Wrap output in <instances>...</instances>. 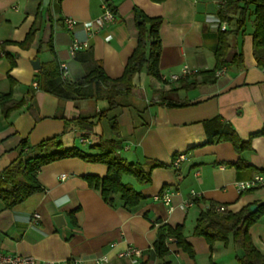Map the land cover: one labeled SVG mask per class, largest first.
<instances>
[{"label": "crops", "instance_id": "0c3cea01", "mask_svg": "<svg viewBox=\"0 0 264 264\" xmlns=\"http://www.w3.org/2000/svg\"><path fill=\"white\" fill-rule=\"evenodd\" d=\"M223 3L0 0V97L5 94L21 102L7 118L0 108V172L18 158L22 142L34 147L57 139L62 148L91 153L97 152L92 147L100 141L111 142L118 158L142 164L150 176L144 186L122 179L147 198L132 210L124 208L117 196L109 204L104 202L89 187L87 177L106 176L105 164L68 158L43 166L37 176L40 192L12 209L0 200V254L79 264H237L241 251L237 253L231 241L210 247L203 237L192 235L196 218L212 204L231 213L264 204V187L237 194L234 186L264 172V135L253 136L264 130V68L252 55V18L243 34L229 38L222 74L209 76L216 64L218 31L225 24L217 16ZM104 7L113 12V21L98 33L87 32L82 23L99 17ZM134 9L161 19L159 79L136 74L131 90L118 95V106L106 112V100L87 96L89 86L84 87L85 96L64 101L37 88L42 74L54 69L60 76V65L67 70L65 80L58 76L60 81L72 87L98 66L109 79L119 78L137 43ZM66 19L77 24L69 30ZM33 30L31 43L21 48L19 44ZM73 41L87 46L71 55ZM35 59L38 70L31 66ZM184 67L192 74L170 81ZM186 82L195 84L188 87ZM178 103L186 106H167ZM80 118H85L82 126L87 129L76 124ZM215 118L230 124L242 141L253 136L250 149L238 154L229 142L206 145L204 123ZM180 155L183 160L174 167ZM163 193L169 196L168 205L154 200ZM187 201L192 206L184 207ZM58 215L63 220L60 226L53 220ZM161 225L183 226L193 257L169 240V255L157 259L153 243ZM248 233L264 255V218ZM129 247L139 250L140 257L119 256Z\"/></svg>", "mask_w": 264, "mask_h": 264}, {"label": "trees", "instance_id": "16d2710c", "mask_svg": "<svg viewBox=\"0 0 264 264\" xmlns=\"http://www.w3.org/2000/svg\"><path fill=\"white\" fill-rule=\"evenodd\" d=\"M151 1L161 2L163 0ZM133 13L137 43L119 78L109 79L98 66L89 71L82 82L72 87L62 83L58 73L53 69L52 74L48 72L38 77L37 88L56 96L59 101H64L73 99L78 94L85 96L84 87L89 86L90 92L87 96L106 100L108 103L104 111L106 112L118 106L115 102L118 95L126 94L131 90L132 79L136 74L143 72L147 76L159 79L160 40L158 33L161 19L148 18L138 9H134ZM217 16L221 23L226 24V28L218 31L217 45L214 50L216 64L209 76L216 77V72L227 64L229 38L238 33L243 34L250 18H252L253 25L252 55L257 66L264 68V0H224ZM34 32L35 30L31 31L19 44L21 48H26L31 43ZM236 57L241 59V54ZM7 58L13 66V59L8 56ZM194 84L195 82H186L185 85L191 87ZM20 105L21 102L12 100L9 95L4 94L0 97L1 112L6 118L11 112L18 110ZM167 106L180 108L185 107L186 104H168ZM82 122H85V118H80L76 124L82 126ZM71 123H66V126H72ZM111 125L115 130V122L112 121ZM204 128L207 137L206 145L229 142L238 154L250 149V140L253 136L264 135V130H262L250 136L247 141H242L236 136L230 124H224L217 118L205 122ZM82 129L87 128L82 126ZM92 149L97 152H85L76 147L62 148L57 139L44 141L34 147H29L26 142H22L18 148V158L0 172V200L6 209H12L23 203L30 196L42 190L37 179L41 168L52 162L68 158H79L85 162L102 163L107 166V174L104 178H86L89 187L97 191L104 202L109 204L113 200L112 197L117 196L124 208L133 210L147 199L130 184L122 182V179L127 177L138 186L148 185L150 183L149 171H145L142 164H130L118 158L111 142L100 141ZM240 164L242 163L239 162L236 166L239 167ZM215 206L210 205L206 211L198 215L192 235L203 237L210 247L217 242L227 244L231 241L241 251L235 260L237 264H264V255L256 250L248 233L252 225L256 224L260 218H264V204L256 205V210L253 212L250 211V207H246L237 213L217 212ZM169 240H173L179 250L193 257V250L184 236V227L174 226L172 228L168 225H161L156 230V240L153 243V251L157 259L161 260L169 255L166 244Z\"/></svg>", "mask_w": 264, "mask_h": 264}, {"label": "built area", "instance_id": "2783aa9c", "mask_svg": "<svg viewBox=\"0 0 264 264\" xmlns=\"http://www.w3.org/2000/svg\"><path fill=\"white\" fill-rule=\"evenodd\" d=\"M113 19H114L113 12L109 10L108 8L104 7L103 12L99 17H97L96 19L92 21H87V22L82 23V26L87 32H97L98 33V31L102 30L104 26L111 23ZM64 22L66 24L67 29L69 30L72 29L77 24V22L72 19L70 20L66 19ZM224 28H226V25L222 24L221 29L225 30ZM105 40L109 41L110 36H107ZM86 46L87 45L85 43L73 41L69 47V52L71 55H74L77 51L85 48ZM59 69H60L59 77H61L62 80H65L67 78L66 67L64 65H60ZM181 71L182 72L180 76L178 75L170 76V81L174 82V81L179 80L181 77L192 74L186 67L182 68ZM221 74H222V71H217L215 76L218 77ZM182 160H183V156L180 155L174 160L172 165L174 167H177L178 164ZM64 178L65 176H61L62 180ZM234 186H235V190L237 194H241V192L243 193L244 191L252 190L254 188L264 187V172H262L261 174L255 175L251 180L236 182ZM191 195L194 196V193L191 192ZM154 200L156 201L160 200L165 205L169 204V196L167 195V193H163L159 196L154 197ZM190 206H192V201H187L184 203V207H190ZM215 207H216L215 210L217 212L226 211L225 207L223 206H215ZM37 218L38 216L34 214L33 219L35 220ZM140 255H141V252L139 250H136L130 247L127 248L125 251H123L121 254H119L120 257H128V258H131V257L139 258ZM0 264H79V262L77 260L56 261V262L55 261H40V260H37L32 257H28V256L0 254Z\"/></svg>", "mask_w": 264, "mask_h": 264}, {"label": "water", "instance_id": "95a60500", "mask_svg": "<svg viewBox=\"0 0 264 264\" xmlns=\"http://www.w3.org/2000/svg\"><path fill=\"white\" fill-rule=\"evenodd\" d=\"M31 66L34 70H38L39 69V62L37 59L31 61ZM256 210V206H251L250 207V211H255ZM54 222L56 223L57 226H60V224H62V216L58 215V216H55L53 218Z\"/></svg>", "mask_w": 264, "mask_h": 264}, {"label": "rangeland", "instance_id": "374dc122", "mask_svg": "<svg viewBox=\"0 0 264 264\" xmlns=\"http://www.w3.org/2000/svg\"><path fill=\"white\" fill-rule=\"evenodd\" d=\"M152 80H153V79H152ZM129 183H131V181H129ZM131 184H133V183H131ZM236 252H237V253H240V251H239V250H236Z\"/></svg>", "mask_w": 264, "mask_h": 264}]
</instances>
